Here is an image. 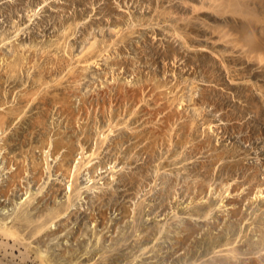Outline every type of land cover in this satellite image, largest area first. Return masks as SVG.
<instances>
[{"label": "rangeland", "instance_id": "1", "mask_svg": "<svg viewBox=\"0 0 264 264\" xmlns=\"http://www.w3.org/2000/svg\"><path fill=\"white\" fill-rule=\"evenodd\" d=\"M16 44L28 59L16 87L0 62V99L9 101L0 116L16 117L0 126V226L23 218L18 236L30 254L48 264H264V0H0V56ZM202 165L212 169L204 199L220 227L186 213L193 195L183 178ZM160 170L174 181L165 208ZM145 197L154 211L137 229L174 226L160 243H136L133 209ZM185 213L200 231L193 257L173 248L187 234H177ZM206 224L216 237L230 224L232 246H198Z\"/></svg>", "mask_w": 264, "mask_h": 264}, {"label": "bare ground", "instance_id": "2", "mask_svg": "<svg viewBox=\"0 0 264 264\" xmlns=\"http://www.w3.org/2000/svg\"><path fill=\"white\" fill-rule=\"evenodd\" d=\"M209 1V0H208ZM211 1V0H210ZM215 3V2H214ZM240 3V2H239ZM197 8V7H196ZM212 8V7H211ZM217 8V7H216ZM214 9V8H213ZM212 9V10H213ZM201 10V9H200ZM219 12V11H218ZM217 19V18H216ZM227 20V19H226ZM230 25V24H229ZM219 26V25H218ZM210 27V26H209ZM226 27V26H225ZM211 29V28H210ZM214 29H215V27H214ZM129 30V29H128ZM132 30V29H131ZM208 30V29H207ZM217 30V29H216ZM219 30V29H218ZM177 32V31H176ZM213 32V31H212ZM217 33V32H216ZM221 33V32H220ZM127 34V33H126ZM176 34V33H175ZM183 35V34H182ZM129 38V37H128ZM182 38V37H181ZM221 38H222V36H221ZM220 40V39H219ZM222 40V39H221ZM3 41H4V39H3ZM223 41V40H222ZM226 42V41H225ZM94 43V42H93ZM97 43V42H96ZM98 44V43H97ZM230 44V43H229ZM58 45V44H57ZM93 46V45H92ZM96 46V45H95ZM91 47V46H90ZM21 48V45L19 44V45H17L16 44V47L14 48L15 50H14V55L13 56H9V57H6V58H2L1 56H3V55H1L0 57H1V59H0V62H2L3 61V63L6 65V68H5V66H4V70L6 71H4L6 74V82H9V83H11V84H13L14 85V87H16L17 85H18V75L16 74V72H18L17 71V69H19L20 68V66H18L19 65V62L20 63H22L23 64V60H25V58H26V56H25V53H24V55H23V53H22V48ZM94 48V47H93ZM96 48V47H95ZM37 49V48H36ZM43 49V48H42ZM93 50V49H92ZM90 51V50H89ZM94 51V50H93ZM90 52V54H94V55H97L98 56V54L95 52ZM44 52V51H43ZM38 53V52H37ZM88 53V52H87ZM102 53V52H101ZM29 54V53H28ZM36 54V53H35ZM42 54H44V53H42ZM51 54V53H50ZM27 55V54H26ZM45 55V54H44ZM219 55V54H218ZM37 57V56H36ZM222 57V56H221ZM13 58V59H12ZM29 58V57H28ZM58 58V57H57ZM88 58V57H87ZM27 59V58H26ZM74 59V58H73ZM77 59V58H76ZM242 59V58H241ZM28 60V59H27ZM31 60V59H30ZM96 60V59H95ZM50 61V60H49ZM60 61V60H59ZM86 61V60H85ZM39 62V61H38ZM224 62V61H223ZM26 63V62H25ZM28 63H29V61H28ZM32 63H33V61H32ZM42 63V62H41ZM51 63V62H50ZM61 63V62H60ZM60 63H59V65H60ZM40 64V63H39ZM38 64V65H39ZM53 64V63H52ZM58 64V63H57ZM1 65V64H0ZM24 66V65H23ZM26 66V65H25ZM49 66V65H48ZM62 66V65H61ZM60 66V67H61ZM2 67V66H1ZM19 67V68H18ZM29 67V66H28ZM35 67V66H34ZM39 67H40V65H39ZM52 67H54V66H52ZM22 68V67H21ZM24 68V67H23ZM36 68V67H35ZM43 68V67H42ZM46 68H48V67H46ZM58 68V67H57ZM227 68H228V72H229V74H231V72H230V70L231 69H229V67L227 66L226 67V70H227ZM231 68V67H230ZM28 69V68H27ZM30 69V68H29ZM74 69V68H73ZM3 70V69H2ZM36 70H37V68H36ZM63 70V69H62ZM70 70V69H69ZM24 71V70H23ZM39 71V70H38ZM40 71H42V70H40ZM40 71H39V73H40ZM45 71V70H44ZM48 71V70H47ZM47 71H46V73H47ZM56 71V70H55ZM72 71V70H71ZM22 72V71H21ZM20 72V73H21ZM36 72V71H35ZM43 72V71H42ZM49 72H50V70H49ZM52 72V71H51ZM79 72V71H78ZM227 72V73H228ZM19 73V74H20ZM29 73V72H28ZM39 73H34L35 75L33 76V79H32V81H31V85L33 86H36V85H38V84H40L41 82H43L42 80H43V78H40V75L42 74H39ZM46 73H44L43 75H45ZM58 73V72H57ZM74 73V72H73ZM31 74H33V73H31ZM39 74V75H38ZM51 74V73H50ZM68 74V73H67ZM5 75H3V76H5ZM46 76V75H45ZM233 76V75H232ZM1 77V76H0ZM21 77V76H20ZM31 77V76H30ZM29 77V78H30ZM72 78H74V77H72ZM2 79V78H1ZM0 79V80H1ZM31 79V78H30ZM56 79V78H55ZM54 79V80H55ZM3 80V79H2ZM1 80V81H2ZM20 80H22V79H20ZM52 80V79H51ZM66 80V79H65ZM30 81V80H29ZM61 81V80H60ZM81 81V80H80ZM20 82V81H19ZM1 83L2 82H0V87H1ZM250 83V82H249ZM47 84V83H46ZM44 85H45V83H44ZM43 86V85H42ZM262 89V88H261ZM0 91H2V90H0ZM13 91V90H12ZM39 91V90H38ZM9 92H10V90H9ZM128 92V91H127ZM131 93V92H130ZM133 93H134V91H133ZM135 93H137V92H135ZM26 94H27V92H26ZM40 94V93H39ZM128 94V93H127ZM6 95V97L9 95V94H5ZM32 95V94H31ZM1 96V95H0ZM22 96V95H21ZM27 96H28V94H27ZM132 96V95H131ZM140 96V95H139ZM9 97H10V95H9ZM137 97V96H136ZM26 98V97H25ZM39 98V97H38ZM29 99V98H28ZM9 100V99H8ZM37 100V99H36ZM17 101H20V100H17ZM29 101V100H28ZM183 102V101H182ZM9 104V101L7 102L6 101V103H5V101L3 102L1 99H0V106H4V104ZM29 103V102H28ZM27 103V104H28ZM7 104V105H8ZM18 104V103H17ZM16 106H18V105H16ZM15 106V107H16ZM8 107V106H7ZM6 107V108H7ZM20 107V106H19ZM11 108V107H10ZM12 108H14V107H12ZM11 108V109H12ZM17 108V107H16ZM5 109V108H4ZM9 109V108H8ZM11 109H9V111H7V112H10V110ZM20 109H23V108H20ZM13 110V109H12ZM11 110V111H12ZM15 111H17V110H15ZM14 112V111H13ZM13 112H11V116H13L14 115V117H15V114H12ZM172 112V111H171ZM17 113V112H16ZM18 113H20V112H18ZM22 113V112H21ZM7 114V113H6ZM1 115V114H0ZM20 115V114H19ZM178 115H179V113H178ZM7 117H8V114L6 115ZM11 116H9V117H11ZM17 116V115H16ZM5 118L4 117V115H3V117H1L0 116V126L1 125H6V126H8L9 124H11L13 121H14V119L16 118ZM17 117H19V116H17ZM42 117V116H41ZM167 117V116H166ZM18 120V119H17ZM40 120V119H39ZM36 121V120H35ZM15 123V122H14ZM186 124V123H185ZM195 124V123H194ZM195 126V125H194ZM185 130V129H184ZM154 132V131H153ZM153 132H151L152 133V135L154 134ZM159 133V132H158ZM188 133V132H187ZM139 134V133H138ZM137 134V135H138ZM148 134V133H147ZM136 135V136H137ZM149 135V134H148ZM159 136H161V134L159 135ZM165 137V136H164ZM183 136H180L179 138L181 139H178V140H180V141H178V143L179 144H181V143H183L182 142V138ZM157 139H158V137H157ZM163 140V139H162ZM178 144V145H179ZM152 146V145H151ZM147 148V147H146ZM149 148V147H148ZM146 149V151L148 152L149 151V149ZM199 148V147H198ZM152 151V150H151ZM150 152V151H149ZM173 153V152H172ZM219 156V155H218ZM222 156V155H221ZM219 158V157H218ZM205 164V163H204ZM168 165V164H167ZM164 166H165V164L163 165L162 164V166H161V168H164ZM146 167V166H145ZM166 167V166H165ZM231 167V166H230ZM203 168H204V170H203ZM222 169V168H221ZM164 170V169H163ZM201 170H203L202 172H201ZM150 171V169L148 170V172ZM187 171V170H186ZM190 172L188 173V174H185V176H184V178H183V183H182V185H183V189H184V194H186V196H187V194L188 195H191L192 196V198H191V203L189 204V207L188 206H186V210H187V214H188V216H189V218L191 219V218H197V221H200L201 223L203 222V220L205 221L206 219H208V220H206V221H208V222H210L211 220L214 222H212L213 223V226H214V224H215V221H218L219 222V220H217V217H216V220L214 221L213 219V217H212V215L214 216V215H216V213L214 214L213 213V211H217L216 210V208H212V207H214L213 205L215 204H213L212 203V201L210 202V201H208V202H210V203H208L207 202V200H209L208 198H207V200L206 199H204L205 198V194H207L206 192V189L208 188V187H211V184H209V183H211V182H209V183H207L208 181L206 180V178H207V176H210L211 174H212V169L209 167V166H205V165H202L201 167H199L196 171H195V173H194V171L193 172H191V170H189ZM159 171H157V173H158ZM214 172V171H213ZM150 173V172H149ZM160 173H161V170H160ZM163 173V172H162ZM161 173V174H162ZM156 174V173H155ZM159 175V174H156L157 175V179H158V176H159V181H160V184H159V187H161V188H159V187H157L159 190H160V192L158 193V195H157V200H159L160 201V205H159V208H163L165 205H167L165 202H168V201H166V200H168L169 199V197H168V195H170L171 194V188H173V178H172V176L173 175H171V177H170V175H168L167 173H165V174H167L168 176H165L164 174H162V175ZM193 174V175H192ZM247 174V173H246ZM150 175V174H149ZM155 175V176H156ZM175 175V178H179L180 177V175H179V177H176V173L174 174ZM177 175V176H178ZM202 175H204L205 177H202L201 178V176ZM140 177H141V179H142V177L144 178V179H146V180H148L149 178H148V173H147V171L145 172V169H144V173H142L141 175H140ZM151 177H152V175H151ZM183 177V176H182ZM155 178V177H154ZM218 178V177H217ZM137 179H138V177H137ZM136 178H134V181L133 182H139L140 183V181H138ZM140 179V178H139ZM182 179V178H181ZM210 179V178H209ZM223 179V178H222ZM176 180V179H175ZM145 181V180H144ZM155 181H157V180H155ZM207 181V182H206ZM154 183V182H153ZM156 183V182H155ZM177 183V182H176ZM178 183H180V179H179V182ZM146 184H148V182L146 183ZM157 184V183H156ZM140 185V184H139ZM151 184H150V181H149V186H150ZM178 185V184H177ZM176 185V186H177ZM72 186V185H71ZM136 186V185H135ZM156 186V185H155ZM175 186V187H176ZM213 186V185H212ZM150 188V187H149ZM156 188V189H157ZM178 188V187H177ZM213 188V187H212ZM70 189V188H69ZM175 189V188H174ZM182 189V190H183ZM145 190V189H144ZM173 190V189H172ZM213 190H214V188H213ZM149 191V190H148ZM212 191V190H211ZM210 191V192H211ZM262 191V190H261ZM174 192V191H173ZM172 192V193H173ZM183 192V191H182ZM181 192V193H182ZM216 192V191H215ZM229 192V191H228ZM147 193V192H146ZM149 193L151 194V192L149 191ZM154 193V190H153V192H152V194ZM178 193V192H177ZM205 193V194H204ZM223 193V192H222ZM230 193V192H229ZM264 193V192H263ZM6 195H7V193H5ZM148 194V193H147ZM146 194V195H147ZM151 194V195H152ZM155 194H157V192L155 193ZM204 194V195H203ZM214 194V193H213ZM215 194H217V193H215ZM214 194V195H215ZM261 194H262V192H261ZM151 195L149 196V194H148V197H151ZM173 196H174V194H172ZM178 195H179V193H178ZM208 195H210L209 194V192H208ZM211 195H212V193H211ZM213 195V196H214ZM228 195H230V194H228ZM78 196V195H77ZM140 196V195H139ZM153 196V195H152ZM171 196V195H170ZM180 196V195H179ZM199 196H202V197H200L199 198ZM146 198L145 197V199L144 200H139L140 201V203H138L137 205H135V209H133L134 210V215H133V217H132V209H127L126 208V206H121L120 207V210H121V212H122V214H126V213H129V217H130V215H131V217H132V221L131 220H129V221H131V223L133 222V228H136L135 229V231L137 232V231H141V230H138L137 229V225H139L140 223H139V220L142 218V215L144 216V217H147L146 218V220H149V215H150V213H152V211H154L153 210V206L151 205V204H153L154 205V203H151V202H149V198ZM154 197V196H153ZM188 197V196H187ZM212 197V196H211ZM215 197H217V196H215ZM220 197V196H219ZM260 197V196H259ZM113 198V197H112ZM116 198V197H115ZM152 198V197H151ZM174 198H178V197H176V195H175V197ZM183 198H185V197H183ZM199 198V199H198ZM71 199V198H70ZM143 199V198H142ZM154 199V198H153ZM170 199H172L171 197H170ZM182 199V198H181ZM180 199V200H181ZM197 199H198V201H197ZM219 199V198H218ZM221 199H223L222 197H221ZM224 199H225V197H224ZM111 200H114V199H111ZM180 200H179V202H180ZM212 200V199H211ZM215 200H217V199H215ZM214 200V201H215ZM159 201H157V204L159 203ZM175 201V200H174ZM196 201H197V203H196ZM226 201H228V200H226ZM111 202V201H110ZM136 202V201H135ZM153 202V201H152ZM219 202H224L223 200L222 201H220L219 200ZM112 203V202H111ZM165 203V204H164ZM208 203V204H207ZM213 205H212V204ZM218 203V202H217ZM72 204V203H71ZM136 204V203H135ZM193 204H195V205H193ZM219 204V203H218ZM112 205V204H111ZM187 205V204H186ZM216 205V204H215ZM220 205H221V203H220ZM219 205V206H220ZM227 205V204H226ZM226 205H224V206H226ZM114 206V205H113ZM218 206V205H217ZM219 206L217 207V208H219ZM223 206V207H224ZM69 207H70V205H69ZM185 207V206H184ZM216 207V206H215ZM157 208V207H156ZM165 208V207H164ZM220 208H222V207H220ZM229 208V207H228ZM175 209V208H174ZM183 209V208H182ZM185 209V208H184ZM119 210V209H118ZM131 210V211H130ZM162 210H164V209H162ZM177 210V209H176ZM224 210H226V209H224ZM129 211V212H128ZM163 212V211H162ZM157 214H158V212H156ZM175 213V215H172V217H174V219H176V218H178V215H180V214H178V211H177V213L176 212H174ZM185 213V217H187L186 214ZM20 215L22 214V213H19ZM25 214V213H24ZM44 214V213H43ZM102 215H103V212L101 213ZM121 214V215H122ZM154 214V213H153ZM127 215H126V217H128ZM168 216V215H167ZM19 217V216H18ZM21 217V216H20ZM55 217H56V215H55ZM97 217V216H96ZM162 217V216H161ZM171 217V218H172ZM180 217V216H179ZM95 217H93V219H94ZM151 218V217H150ZM156 218V217H155ZM181 218V217H180ZM213 218V219H212ZM23 219V218H22ZM22 219H20V224H18V223H16V225L14 224L12 227H3V226H0V264H48L47 262H49L50 260L49 259H47L48 261L46 262V260H45V258H42L43 256L42 255H40V254H35V255H33V253H31L30 254V252H28V244L27 243H25L24 242V240L21 238V237H19L20 236V231H21V228H23L22 227V224H21V221H22ZM105 219V218H104ZM103 219V220H104ZM113 219V218H112ZM116 219V218H115ZM123 219H125V218H123L122 217V220ZM127 219V218H126ZM187 219H188V217L185 219L184 218V220H186V224L182 227V230L181 231H177V234L178 235H180V234H182L183 232H186L187 234L186 235H184V236H182L181 238L179 237L178 239H177V241L175 242V244H174V246H173V248H177L178 249V251L179 250H182V249H185V255H188L189 257H193V255L195 254V251H194V249H193V246H192V244H194L193 243V240L195 239V238H197V236H195V234L197 235L198 233H200V231L198 230V229H196L197 227L196 226H193L191 223H188V221H187ZM190 219H188V220H190ZM95 221L97 220V219H94ZM111 220V219H110ZM108 220L109 221V223L110 222H112L113 220ZM122 220H118V221H121L122 222ZM177 220H179V219H177ZM182 220H180L179 221V223L181 222H183ZM194 220V219H193ZM210 220V221H209ZM151 221V220H150ZM149 221V222H150ZM160 221V220H159ZM205 221V222H206ZM94 222V221H93ZM99 222V218H98V220H97V222H96V224H99L98 223ZM117 222V221H116ZM115 222V223H116ZM126 222V221H125ZM134 222L136 223V224H134ZM161 222V221H160ZM183 222V223H184ZM194 222V221H193ZM204 222V223H205ZM208 222H206V223H208ZM231 222V221H230ZM113 223V222H112ZM114 223V224H115ZM124 223V222H123ZM127 223V222H126ZM130 223V222H129ZM144 223V222H143ZM195 223H197V222H195ZM211 223V222H210ZM211 223V224H212ZM18 224V225H17ZM102 224H104V228H106V229H108V231H111L112 230V228L114 229V226H116V228H115V230L117 229V225H118V223H116L114 226H112L111 224V226H109L108 225V223H107V221H105L104 223H102ZM125 224V223H124ZM176 224V223H175ZM220 223H218V225H216L215 224V226L216 227H220V225H219ZM131 225V224H130ZM179 225V224H178ZM183 224H181V226H182ZM198 225H200V224H198ZM207 226H209V224H206ZM206 225H203V228L205 229V227L204 226H206ZM230 225V224H229ZM229 225H227L226 224V226L224 227V225L222 226V224H221V226H222V228H220V230H221V232L223 233V236H220V235H218L217 237L216 236H213V232L211 231L212 230V227H210V226H212V225H210L209 227H208V229L207 230H205L206 232L205 233H203L202 232V234L203 235H207L209 238H205L203 241H199L200 242V245H198V246H200V247H204L205 249H207V250H213V252L215 253V251H214V249L217 247V246H223V245H229L230 244V238H229V236L230 235H232L233 233H234V229H233V227H231V226H229ZM236 225V224H235ZM127 226V225H126ZM136 226V227H135ZM140 226V225H139ZM154 226V225H153ZM148 227L146 230H142L139 234H137L139 237H141V238H138V239H136V243H139V245H143V243L144 242H150V241H152V240H154V239H157L158 240V242H159V240L161 241L162 239H165L166 240V238L168 239V238H170V237H168L169 235V233L170 232H172V231H174L173 229H174V226H173V223L171 222H166V223H161L160 225L158 224L157 226H154V227ZM180 226V225H179ZM202 226V225H201ZM201 226H199V227H201ZM214 226V227H215ZM239 226V225H238ZM132 227V226H131ZM196 227V228H195ZM213 227V228H214ZM43 228V227H42ZM118 229H120L119 227H118ZM122 229H125V228H122ZM121 229V230H122ZM180 229V228H179ZM204 229H202V230H204ZM43 230H44V228H43ZM104 230V229H103ZM121 230H119V231H121ZM200 230H201V228H200ZM217 230V229H216ZM216 230H215V232H216ZM220 230H218L217 232H218V234L220 233L219 231ZM38 231H40V229L38 230ZM199 231V232H198ZM240 231H242V230H240ZM41 232V231H40ZM108 233V232H107ZM113 233V232H112ZM122 233H127L126 231H124V232H122ZM121 233V234H122ZM38 234H39V232H38ZM98 234V233H97ZM128 234V233H127ZM143 234V235H142ZM217 234V233H216ZM19 235V236H18ZM118 235V234H117ZM116 235V236H117ZM129 235V234H128ZM132 235V234H131ZM202 235V236H203ZM222 235V234H221ZM38 236V235H37ZM122 236H127V235H123L122 234ZM135 236V235H134ZM199 236V235H198ZM201 236V238H203ZM25 237V236H24ZM102 237V236H101ZM100 237V238H101ZM105 237V236H104ZM127 239V238H126ZM132 239V238H131ZM103 239H101V241H102ZM197 239H195V241H196ZM119 241V240H118ZM118 241H116V242H118ZM124 241L126 242L127 240H125V238H124ZM170 241H172V240H170ZM38 242V241H37ZM104 242H105V239H104ZM124 242V243H125ZM164 242V241H163ZM232 242V241H231ZM41 243V242H40ZM122 243V242H121ZM160 243V242H159ZM100 244V243H99ZM119 244V243H118ZM126 244H127V242H126ZM198 244V243H197ZM145 245H146V243H145ZM157 245V244H156ZM231 245V244H230ZM229 245V246H230ZM119 246V245H118ZM124 246V245H123ZM232 246V245H231ZM120 247V246H119ZM139 247V246H138ZM146 247V246H145ZM224 247V246H223ZM226 247V246H225ZM118 248V247H117ZM147 248V247H146ZM146 248H143L142 250H145ZM115 249V248H114ZM197 249V248H196ZM36 250V249H35ZM216 250V249H215ZM232 250V249H231ZM147 251V250H146ZM197 251V250H196ZM37 252V251H36ZM114 252V251H113ZM176 252V251H175ZM143 253H146L145 251L143 252ZM121 254V253H120ZM123 254V253H122ZM141 254V253H140ZM208 254H209V252H208ZM216 254V253H215ZM117 255V254H116ZM103 256V255H102ZM118 256V255H117ZM120 256V255H119ZM138 256V255H137ZM136 256V257H137ZM45 257V256H44ZM124 257V256H123ZM120 258L121 257H116V259L114 260V258H113V260H114V262H117V263H119L120 264V262L118 261V260H120ZM138 258V257H137ZM184 258V257H183ZM112 259V258H111ZM136 259V258H135ZM180 259H182V257H178V260H180ZM187 259H188V257H187ZM190 259V258H189ZM53 260V259H52ZM51 260V261H52ZM50 261V262H51ZM108 262H110V260H108ZM180 262V261H179ZM52 263V262H51ZM107 263V262H106ZM226 263V262H225ZM50 264V263H49ZM108 264V263H107ZM186 264H187V262H186Z\"/></svg>", "mask_w": 264, "mask_h": 264}]
</instances>
